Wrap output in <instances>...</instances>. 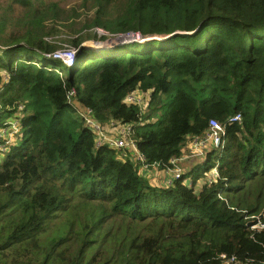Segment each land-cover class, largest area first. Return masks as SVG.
Returning <instances> with one entry per match:
<instances>
[{"label": "trees", "instance_id": "trees-1", "mask_svg": "<svg viewBox=\"0 0 264 264\" xmlns=\"http://www.w3.org/2000/svg\"><path fill=\"white\" fill-rule=\"evenodd\" d=\"M89 1L91 16L0 0V127L21 126L0 137V264H264V0ZM97 28L154 38L83 47ZM65 45L74 66L52 56ZM71 90L103 125L131 124L163 170L212 119H242L161 186L130 150L96 144ZM134 91L148 93L145 109L124 101Z\"/></svg>", "mask_w": 264, "mask_h": 264}, {"label": "built area", "instance_id": "built-area-1", "mask_svg": "<svg viewBox=\"0 0 264 264\" xmlns=\"http://www.w3.org/2000/svg\"><path fill=\"white\" fill-rule=\"evenodd\" d=\"M116 36H120V38H124V42L132 43V42H146L150 35H144L141 32H128L122 34H115ZM123 41V40H122ZM53 58L62 60L67 67L74 66L76 64V49L68 46L67 48H62L55 51L52 54ZM147 92L134 91L130 93L125 98L126 103H135L140 105L143 109L146 108L147 101L149 95L147 97ZM75 91L71 90L67 94L68 102L71 104H75L78 109L79 116L83 119L86 127L95 135L96 144L98 146L107 145L111 148L118 150H130L131 157L135 162L140 163L143 168H148L150 165L146 164V160L144 155L138 150L137 144L132 138V125L125 124L121 122H112L109 125H103L93 115L92 109L90 108H82L78 106L74 99ZM147 97V101L144 98ZM23 108V106H21ZM241 115L237 114L235 116L230 117L226 123H222L215 119L210 121L209 130L201 137H194L190 140L189 146L191 152H193V148L199 150L198 155H202L204 153V149L208 145H214L219 147L222 144L223 136L226 132V124L234 123L241 121ZM5 127H0V137L5 138L6 135L11 132L15 137L20 132V120L15 118L12 121L5 122ZM6 141L10 142L9 139L6 138ZM127 156V154L125 155ZM183 158H174L171 160L172 168L166 169L169 174H172L171 178L166 182V185H172L175 179H178L182 176L184 170L180 166V162ZM212 174V175H211ZM218 176V171L214 168L213 172L208 173L207 178L204 179L205 182L212 181L215 177ZM223 264H237L238 261L235 257H228L226 255H222Z\"/></svg>", "mask_w": 264, "mask_h": 264}, {"label": "rangeland", "instance_id": "rangeland-1", "mask_svg": "<svg viewBox=\"0 0 264 264\" xmlns=\"http://www.w3.org/2000/svg\"><path fill=\"white\" fill-rule=\"evenodd\" d=\"M57 1L60 2L61 6L65 9L70 10L72 8H76L82 14H89V16H91L93 14V10L91 11L92 3L89 0H57ZM80 20L81 19H78V21H80ZM82 22H83V20H81L79 23H82ZM94 33L98 34V39L94 38ZM82 34H83V36L89 37L86 40H84V42L82 43V46L88 47V48H91L94 50L108 49L107 47H110L113 42L120 41V36L110 34L109 32H107L103 29H100V28L91 29V30L88 29V31L86 30ZM104 35L106 36V38L101 39V37ZM63 43L66 44V42H63ZM118 43H120V42H118ZM67 47H68V45H65V48H67ZM71 47H73V46H71ZM73 48H75V47H73ZM2 73L5 76L4 71ZM147 97H148V95H147ZM147 97L144 98L145 101H147ZM14 119H15V116L7 118V120L5 122L12 121ZM5 138L9 139L10 142H13L16 140L15 135H13L11 132H9ZM186 154L188 157L185 158V161L183 162V164L181 166H189V163H192L193 160H196V158L198 156H200V155H198L199 150L193 148V152H191V149L189 147L186 149ZM203 160H204V157L202 159L198 160V163H202ZM151 169L159 172L162 179L163 180L165 179L166 173L164 172L163 169H160L159 167L158 168L155 167V168H151ZM184 171H186V170H184ZM203 180L200 183H203ZM63 231H64V227L59 225V228H57L54 233L55 234H62ZM51 237H53V234L51 235ZM75 248H76V245L72 246L70 249V252H71V250H75Z\"/></svg>", "mask_w": 264, "mask_h": 264}, {"label": "crops", "instance_id": "crops-1", "mask_svg": "<svg viewBox=\"0 0 264 264\" xmlns=\"http://www.w3.org/2000/svg\"><path fill=\"white\" fill-rule=\"evenodd\" d=\"M188 147L190 148L189 144H188ZM187 157H188L187 154H185L184 155V159L180 162V166L183 164V162L185 161V158H187ZM201 158L202 157L198 156L196 158V160H193L192 163H189V166H181V168L183 170H186V171L190 170L196 163H198V160H200ZM155 167L158 168L157 165L149 166L148 168H143V172H144L145 176L150 178L149 180H150V182L152 184L165 186L166 182L171 178L172 174H169L166 170H164V172L166 173V177L163 180L159 172L151 169V168H155ZM201 181H199L198 184H197V188L198 189H200L201 186L204 184V180H203V183H200Z\"/></svg>", "mask_w": 264, "mask_h": 264}, {"label": "water", "instance_id": "water-1", "mask_svg": "<svg viewBox=\"0 0 264 264\" xmlns=\"http://www.w3.org/2000/svg\"><path fill=\"white\" fill-rule=\"evenodd\" d=\"M150 37H152V38H154V36H150ZM151 38V39H152ZM156 38V37H155ZM123 40V41H122ZM148 40H150V38L148 39ZM147 40V41H148ZM109 41V40H108ZM112 42V41H111ZM118 42H120V43H118ZM126 42H124V38H120V41H116V42H113L112 43V45L110 46V47H107L108 49H112V48H114V47H116V46H119V45H122V44H125ZM264 215V213H261V215H260V218L262 217Z\"/></svg>", "mask_w": 264, "mask_h": 264}]
</instances>
